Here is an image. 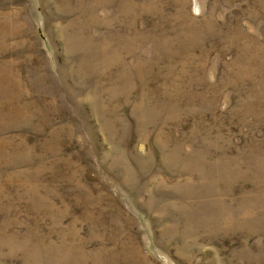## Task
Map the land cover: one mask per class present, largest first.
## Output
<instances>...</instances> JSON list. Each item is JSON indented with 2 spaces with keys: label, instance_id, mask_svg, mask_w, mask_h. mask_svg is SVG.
<instances>
[{
  "label": "rangeland",
  "instance_id": "374dc122",
  "mask_svg": "<svg viewBox=\"0 0 264 264\" xmlns=\"http://www.w3.org/2000/svg\"><path fill=\"white\" fill-rule=\"evenodd\" d=\"M0 264H264V0H0Z\"/></svg>",
  "mask_w": 264,
  "mask_h": 264
}]
</instances>
